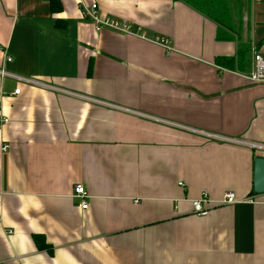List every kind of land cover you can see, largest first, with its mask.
Instances as JSON below:
<instances>
[{
    "label": "crops",
    "instance_id": "0c3cea01",
    "mask_svg": "<svg viewBox=\"0 0 264 264\" xmlns=\"http://www.w3.org/2000/svg\"><path fill=\"white\" fill-rule=\"evenodd\" d=\"M60 3L0 0V264H264V0L226 24L187 0ZM92 3L134 31H97Z\"/></svg>",
    "mask_w": 264,
    "mask_h": 264
},
{
    "label": "built area",
    "instance_id": "2783aa9c",
    "mask_svg": "<svg viewBox=\"0 0 264 264\" xmlns=\"http://www.w3.org/2000/svg\"><path fill=\"white\" fill-rule=\"evenodd\" d=\"M82 14L85 18L90 17L93 19V21L95 22V28L97 31H100L104 27H109V28H112L114 30H117L120 32H125V33H132L134 31V28L130 24H128L127 22L111 20L109 18L103 19L100 16H98L96 3H92L90 5V8L84 7ZM153 41H155L159 44H162L163 46H165L167 48L169 47V40L167 38L154 37ZM6 60L11 61L12 58L10 56H8L6 58ZM253 60H254V70L248 75V78L252 82H256V83L264 82V57L260 53H255ZM7 74H9V72H7L3 67H0V75L4 76ZM19 78L23 82L37 84V85H44L42 82H40L36 79H33V78H26L23 76H19ZM19 93H20L19 88L14 90V94H19ZM0 122L6 123V122H8V118L3 116L0 118ZM237 141H239V140H237ZM250 144L253 145L254 147H256L257 149L264 152V145L256 144V143H250ZM8 148H9L8 144H4L2 147L3 150H6ZM180 184H182V182ZM74 195L76 197H79L82 199L81 207L83 209H87L89 206V202H88L89 196H88L86 188L83 184H77L75 186ZM239 201H240V199L236 196V194L233 191H227L224 194V197L222 200H214L210 197V195L207 192H203L198 198L191 200V204H192L193 212L195 214H197L199 216H206L210 212L211 208L214 205L234 204V203H237Z\"/></svg>",
    "mask_w": 264,
    "mask_h": 264
},
{
    "label": "trees",
    "instance_id": "16d2710c",
    "mask_svg": "<svg viewBox=\"0 0 264 264\" xmlns=\"http://www.w3.org/2000/svg\"><path fill=\"white\" fill-rule=\"evenodd\" d=\"M51 3V8L53 12H58L62 9L60 0H49ZM190 4L194 5L195 8L202 11L203 13L209 15L210 17L216 19L222 24H226L229 21V16L227 13V7L225 3L218 0H187ZM219 38L222 36L219 34ZM250 49H240L238 54V64L247 63L248 55ZM220 61V59H219ZM233 59H230L228 62H223L226 65H231Z\"/></svg>",
    "mask_w": 264,
    "mask_h": 264
},
{
    "label": "water",
    "instance_id": "95a60500",
    "mask_svg": "<svg viewBox=\"0 0 264 264\" xmlns=\"http://www.w3.org/2000/svg\"><path fill=\"white\" fill-rule=\"evenodd\" d=\"M253 191L264 193V156H258L254 161Z\"/></svg>",
    "mask_w": 264,
    "mask_h": 264
},
{
    "label": "rangeland",
    "instance_id": "374dc122",
    "mask_svg": "<svg viewBox=\"0 0 264 264\" xmlns=\"http://www.w3.org/2000/svg\"><path fill=\"white\" fill-rule=\"evenodd\" d=\"M218 1L225 3L227 7V13L230 19H232V9L236 11L242 5V0H218Z\"/></svg>",
    "mask_w": 264,
    "mask_h": 264
}]
</instances>
